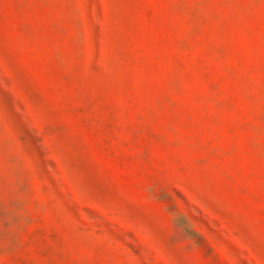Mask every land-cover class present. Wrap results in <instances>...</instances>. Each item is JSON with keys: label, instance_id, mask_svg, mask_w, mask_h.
Here are the masks:
<instances>
[{"label": "rangeland", "instance_id": "374dc122", "mask_svg": "<svg viewBox=\"0 0 264 264\" xmlns=\"http://www.w3.org/2000/svg\"><path fill=\"white\" fill-rule=\"evenodd\" d=\"M0 264H264V0H0Z\"/></svg>", "mask_w": 264, "mask_h": 264}]
</instances>
